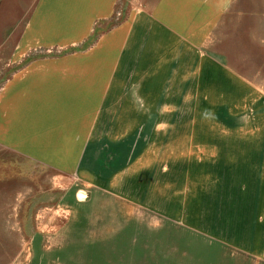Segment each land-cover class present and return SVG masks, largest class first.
Masks as SVG:
<instances>
[{
  "label": "rangeland",
  "instance_id": "obj_1",
  "mask_svg": "<svg viewBox=\"0 0 264 264\" xmlns=\"http://www.w3.org/2000/svg\"><path fill=\"white\" fill-rule=\"evenodd\" d=\"M248 96L137 119L56 172L0 149V264H264V104Z\"/></svg>",
  "mask_w": 264,
  "mask_h": 264
},
{
  "label": "crops",
  "instance_id": "obj_2",
  "mask_svg": "<svg viewBox=\"0 0 264 264\" xmlns=\"http://www.w3.org/2000/svg\"><path fill=\"white\" fill-rule=\"evenodd\" d=\"M124 1L0 0L1 150L56 172L184 102L264 104V0Z\"/></svg>",
  "mask_w": 264,
  "mask_h": 264
}]
</instances>
